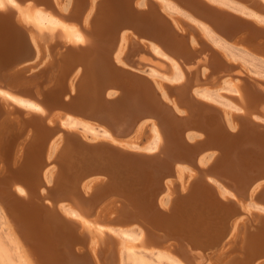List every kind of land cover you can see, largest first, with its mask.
Wrapping results in <instances>:
<instances>
[{"label":"bare ground","instance_id":"bare-ground-1","mask_svg":"<svg viewBox=\"0 0 264 264\" xmlns=\"http://www.w3.org/2000/svg\"><path fill=\"white\" fill-rule=\"evenodd\" d=\"M193 1L264 27V0ZM233 36L173 0H0V264H264V131L218 128L264 129V56ZM191 102L219 121L158 111Z\"/></svg>","mask_w":264,"mask_h":264},{"label":"water","instance_id":"water-1","mask_svg":"<svg viewBox=\"0 0 264 264\" xmlns=\"http://www.w3.org/2000/svg\"><path fill=\"white\" fill-rule=\"evenodd\" d=\"M174 2H176L179 6H181L182 8H184L185 10H188L194 17L198 18L199 20L205 22L206 24H208L209 26H211L219 35H221L223 38H225L226 40H230L232 37H234L233 35L237 32L240 31H245L248 34H252L253 36H250L253 38V42L251 44H246V46H248V48L252 49L254 52L264 56V27H260L258 26V24L256 23V21L254 20H250V19H246L242 16L239 15H235V14H230L224 10H220V9H213L210 10L205 6H201L200 4H198V2H194L193 0H173ZM245 44V43H244ZM211 53V52H210ZM191 58L187 57V59ZM214 56H210V60L213 59ZM129 83H130V87H128V90H136V93H138L139 96H147V99H150V103H152L151 101L153 100V102H155V98L149 96L148 93V85L143 84V82L145 80H141L138 78H132V80H130L129 78ZM145 83V82H144ZM121 90H118V92H120ZM156 103V102H155ZM192 104L189 106L185 105H181V108L183 110L186 111L187 113V119L182 121V120H177V118H175L174 115L171 116V114H169V111H167V109L163 108L160 106V108L158 107V111H161L163 113V117H164V121L167 122V125H172L174 129H178L179 126L181 125H185L188 122H197L200 120L201 116H206L211 118L215 123L218 122V118L220 117V112L219 110H217L215 107L205 104L203 102H198V103H194L191 102ZM153 106V105H152ZM154 107V106H153ZM157 109V108H155ZM219 130H224L222 133L224 135V139H225V148L226 149H231L234 148V146L238 147L239 145H243L247 139H254V140H260V136L264 131L263 127L262 130H257L254 129L256 127H253L251 125H243L238 123L237 124V129L234 133H229L227 132V130H225L224 124H221L219 122ZM258 127V126H257ZM215 130H218V128L216 126H214ZM254 129V131H253ZM198 130V129H197ZM201 132L202 135H204V137L206 138L207 136L209 137V135H211V132H202L201 130H199ZM162 133H164L165 136V132L164 130H162ZM248 133H250L248 135ZM251 133L254 134L253 136H251ZM176 140L175 136H171V137H165L164 139V145H166V143ZM250 142V141H249ZM257 142V141H256ZM182 143V142H181ZM259 143V142H258ZM261 144V143H259ZM196 145V144H195ZM262 145V144H261ZM105 146L103 145H92L91 148L95 151H100V152H106ZM256 147V144L254 142H250L248 144L247 147L242 148V146H240L239 148L235 149L236 150V154H237V158L243 157L244 154L247 155H252L254 152V148ZM225 150V149H224ZM110 153V155L114 156L111 158L112 159H124L127 160L129 164H126V168L124 169V171H127L128 169H130L129 167L131 166L130 164H133L134 162H142L141 157L138 156H130L128 157L125 154H122L121 156L119 155V152L116 150H108ZM107 151V152H108ZM162 151V150H161ZM158 152L155 155H158L162 152ZM224 154V151H220L219 155ZM116 161V160H115ZM147 162V161H146ZM117 165V164H115ZM132 168V167H131ZM132 170V169H130ZM128 170V171H130ZM134 170V167H133ZM123 171V172H124ZM137 170H134V173H136ZM106 178H108V176H105ZM217 200V199H216Z\"/></svg>","mask_w":264,"mask_h":264},{"label":"rangeland","instance_id":"rangeland-1","mask_svg":"<svg viewBox=\"0 0 264 264\" xmlns=\"http://www.w3.org/2000/svg\"><path fill=\"white\" fill-rule=\"evenodd\" d=\"M41 63H42V64L39 63L38 66H41V67H42L44 62H41ZM41 67H39V68H41ZM33 72H35V71L33 70ZM81 72H82V73L80 74V78L78 79V83L81 82L82 74L85 72V69L81 68ZM79 80H80V81H79ZM67 97H69V94H67ZM117 202H118V203H117ZM117 202H114V204H115L116 206H115L114 204H112V205L115 207V209H116L117 205H120L119 201H117ZM113 211H114V213H115V210H114V209H113Z\"/></svg>","mask_w":264,"mask_h":264}]
</instances>
